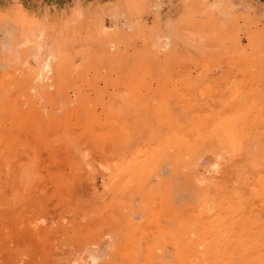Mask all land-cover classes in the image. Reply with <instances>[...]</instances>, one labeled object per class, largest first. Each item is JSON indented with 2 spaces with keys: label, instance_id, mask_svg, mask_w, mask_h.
Wrapping results in <instances>:
<instances>
[{
  "label": "rangeland",
  "instance_id": "rangeland-1",
  "mask_svg": "<svg viewBox=\"0 0 264 264\" xmlns=\"http://www.w3.org/2000/svg\"><path fill=\"white\" fill-rule=\"evenodd\" d=\"M0 264H264V0H0Z\"/></svg>",
  "mask_w": 264,
  "mask_h": 264
}]
</instances>
